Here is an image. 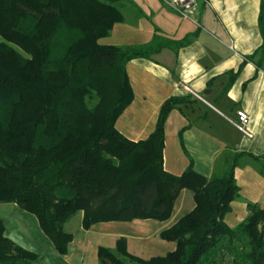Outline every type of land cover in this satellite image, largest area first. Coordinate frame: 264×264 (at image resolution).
Wrapping results in <instances>:
<instances>
[{
    "label": "trees",
    "instance_id": "1",
    "mask_svg": "<svg viewBox=\"0 0 264 264\" xmlns=\"http://www.w3.org/2000/svg\"><path fill=\"white\" fill-rule=\"evenodd\" d=\"M122 21L116 0H0V203L32 214L55 251L66 255L73 236L64 225L77 212L84 230L102 222H163L186 189L193 208L158 233L174 243L172 251L143 259L119 237L113 249L97 247V264H264V207L247 202L240 223L224 221L239 197V159L257 157L235 152L211 177L197 173L191 160L180 175L163 168L165 120L195 99L164 100L145 139L129 140L116 129L133 98L127 62L179 48L193 36L98 43ZM258 26L262 43L249 60L264 51V0ZM37 262L36 253L6 236L0 219V264Z\"/></svg>",
    "mask_w": 264,
    "mask_h": 264
},
{
    "label": "crops",
    "instance_id": "2",
    "mask_svg": "<svg viewBox=\"0 0 264 264\" xmlns=\"http://www.w3.org/2000/svg\"><path fill=\"white\" fill-rule=\"evenodd\" d=\"M260 1L199 0L196 14L188 20L159 0H125L124 4L131 9H120L123 21L115 23L109 35L98 40L103 45L127 46L145 43L154 34L175 41L193 34L184 46L164 47L149 58H133L127 62L133 98L116 119L115 127L129 140L145 139L154 129L164 100L185 96L195 99L176 106L165 120L163 168L172 175H180L191 160L197 173L211 177L222 174L235 152L257 157L244 155L235 168L240 191L239 197L230 204V212L224 216L229 227H235L247 216V202L264 207V51H258L252 60L247 59L262 43L258 26ZM116 2L121 7V2ZM260 56L263 61L257 67L255 62ZM230 71L236 73L231 79ZM185 86L204 101L190 94ZM238 109L250 117L251 138L245 137L230 122ZM193 206L192 193L181 190L170 218L159 221L151 233L141 235L140 239L158 236L160 230ZM74 216L81 223L82 213ZM72 218L64 225L66 231ZM154 221L142 220L147 224ZM121 236L120 233L113 236L106 247L113 249ZM126 245L129 251L128 240ZM155 245L148 250L151 254L137 256L143 259L163 256L175 246L162 239ZM70 247L71 242L63 256L73 264L71 261L76 258L70 255ZM78 260L77 264H82L84 258L80 256ZM95 260L94 257L92 264H97Z\"/></svg>",
    "mask_w": 264,
    "mask_h": 264
},
{
    "label": "rangeland",
    "instance_id": "3",
    "mask_svg": "<svg viewBox=\"0 0 264 264\" xmlns=\"http://www.w3.org/2000/svg\"><path fill=\"white\" fill-rule=\"evenodd\" d=\"M119 1L121 2L119 9L123 7L131 9L127 4H124L125 0ZM0 40L2 39L0 38ZM77 217L74 216L67 226V230L74 237L70 247V255L76 258L75 261H71L73 264L79 262L78 258L80 256L84 258L82 264H92L94 257L96 259L97 247L100 245L107 246L112 241L113 236L119 233L123 234L121 237L129 241V251L136 255L142 254L143 257L151 254L152 251L148 250L156 246V241H160L159 236L152 237L151 235L145 241L140 239L141 235L151 233L159 225V221L150 224L144 223L140 219L129 222H102L93 225L88 230H84ZM0 219L3 221L5 234L8 238L38 255L37 264H71L65 260L63 255L55 251L46 236V238L42 237L36 218L32 214L22 210L14 203H0ZM95 261L97 262V259ZM126 264L134 263L126 261Z\"/></svg>",
    "mask_w": 264,
    "mask_h": 264
},
{
    "label": "built area",
    "instance_id": "4",
    "mask_svg": "<svg viewBox=\"0 0 264 264\" xmlns=\"http://www.w3.org/2000/svg\"><path fill=\"white\" fill-rule=\"evenodd\" d=\"M164 5L172 9L176 14H178L183 19L191 20L197 12L199 0H159ZM231 48V46H230ZM185 89L192 94L194 97L203 100V97L194 93L191 89L185 86ZM249 115L242 109H238L235 112V119L230 120L233 126L242 133L245 137H253L250 132L249 125Z\"/></svg>",
    "mask_w": 264,
    "mask_h": 264
},
{
    "label": "water",
    "instance_id": "5",
    "mask_svg": "<svg viewBox=\"0 0 264 264\" xmlns=\"http://www.w3.org/2000/svg\"><path fill=\"white\" fill-rule=\"evenodd\" d=\"M205 93V92H204Z\"/></svg>",
    "mask_w": 264,
    "mask_h": 264
}]
</instances>
